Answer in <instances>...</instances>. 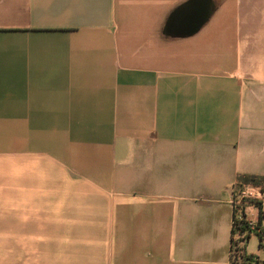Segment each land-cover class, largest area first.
<instances>
[{
    "label": "crops",
    "instance_id": "crops-1",
    "mask_svg": "<svg viewBox=\"0 0 264 264\" xmlns=\"http://www.w3.org/2000/svg\"><path fill=\"white\" fill-rule=\"evenodd\" d=\"M238 175L264 0H0V264H232Z\"/></svg>",
    "mask_w": 264,
    "mask_h": 264
},
{
    "label": "trees",
    "instance_id": "trees-1",
    "mask_svg": "<svg viewBox=\"0 0 264 264\" xmlns=\"http://www.w3.org/2000/svg\"><path fill=\"white\" fill-rule=\"evenodd\" d=\"M243 186L261 187L264 189V176L238 175L233 186V195ZM233 230L230 249L232 264H264V260L257 255L248 253L247 244L252 236L258 240L259 249H264V227L258 218L256 229H251L247 206L233 207ZM261 228V229H259Z\"/></svg>",
    "mask_w": 264,
    "mask_h": 264
},
{
    "label": "built area",
    "instance_id": "built-area-1",
    "mask_svg": "<svg viewBox=\"0 0 264 264\" xmlns=\"http://www.w3.org/2000/svg\"><path fill=\"white\" fill-rule=\"evenodd\" d=\"M233 207L247 206L251 229H256L258 218L261 221V228L264 227V189L261 187L243 186L236 194L233 195ZM259 228V229H261Z\"/></svg>",
    "mask_w": 264,
    "mask_h": 264
}]
</instances>
